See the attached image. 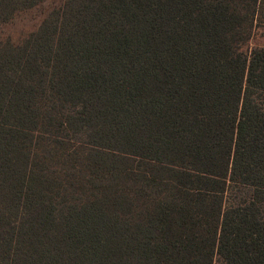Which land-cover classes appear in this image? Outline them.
Listing matches in <instances>:
<instances>
[{
    "label": "trees",
    "instance_id": "obj_1",
    "mask_svg": "<svg viewBox=\"0 0 264 264\" xmlns=\"http://www.w3.org/2000/svg\"><path fill=\"white\" fill-rule=\"evenodd\" d=\"M50 2L0 0V264H264V0Z\"/></svg>",
    "mask_w": 264,
    "mask_h": 264
},
{
    "label": "rangeland",
    "instance_id": "obj_2",
    "mask_svg": "<svg viewBox=\"0 0 264 264\" xmlns=\"http://www.w3.org/2000/svg\"><path fill=\"white\" fill-rule=\"evenodd\" d=\"M54 3L55 0H51L47 6ZM37 15H39L38 10H35L31 13L19 16L14 22L12 21L11 23L0 27V36L3 38L10 37L14 39V37H23L29 34V32H31L34 29V26L38 23V18H36ZM254 43L264 47V32L257 35Z\"/></svg>",
    "mask_w": 264,
    "mask_h": 264
}]
</instances>
